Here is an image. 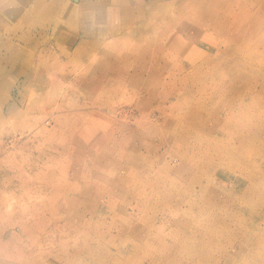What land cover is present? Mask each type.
<instances>
[{"label":"rangeland","instance_id":"obj_1","mask_svg":"<svg viewBox=\"0 0 264 264\" xmlns=\"http://www.w3.org/2000/svg\"><path fill=\"white\" fill-rule=\"evenodd\" d=\"M0 264H264V0H0Z\"/></svg>","mask_w":264,"mask_h":264},{"label":"bare ground","instance_id":"obj_2","mask_svg":"<svg viewBox=\"0 0 264 264\" xmlns=\"http://www.w3.org/2000/svg\"><path fill=\"white\" fill-rule=\"evenodd\" d=\"M227 25V24H226ZM226 27H228V26H226ZM231 27V29L233 28V26H230Z\"/></svg>","mask_w":264,"mask_h":264},{"label":"crops","instance_id":"obj_3","mask_svg":"<svg viewBox=\"0 0 264 264\" xmlns=\"http://www.w3.org/2000/svg\"><path fill=\"white\" fill-rule=\"evenodd\" d=\"M141 27V26H140Z\"/></svg>","mask_w":264,"mask_h":264}]
</instances>
